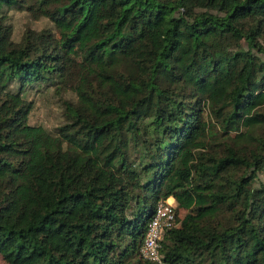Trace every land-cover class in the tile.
<instances>
[{
	"label": "trees",
	"instance_id": "1",
	"mask_svg": "<svg viewBox=\"0 0 264 264\" xmlns=\"http://www.w3.org/2000/svg\"><path fill=\"white\" fill-rule=\"evenodd\" d=\"M168 199L165 263L264 264V0H0L3 260L156 264Z\"/></svg>",
	"mask_w": 264,
	"mask_h": 264
},
{
	"label": "built area",
	"instance_id": "2",
	"mask_svg": "<svg viewBox=\"0 0 264 264\" xmlns=\"http://www.w3.org/2000/svg\"><path fill=\"white\" fill-rule=\"evenodd\" d=\"M171 200L168 199L157 205L141 249L143 259L156 264H167L163 261L160 250L165 234L175 227L177 221L176 206Z\"/></svg>",
	"mask_w": 264,
	"mask_h": 264
},
{
	"label": "rangeland",
	"instance_id": "3",
	"mask_svg": "<svg viewBox=\"0 0 264 264\" xmlns=\"http://www.w3.org/2000/svg\"><path fill=\"white\" fill-rule=\"evenodd\" d=\"M44 113V111H40V116ZM184 212H180L181 218L184 216ZM0 264H8L3 258L0 256Z\"/></svg>",
	"mask_w": 264,
	"mask_h": 264
},
{
	"label": "crops",
	"instance_id": "4",
	"mask_svg": "<svg viewBox=\"0 0 264 264\" xmlns=\"http://www.w3.org/2000/svg\"><path fill=\"white\" fill-rule=\"evenodd\" d=\"M171 201H172V202L175 204V202H174V200H173V199H172Z\"/></svg>",
	"mask_w": 264,
	"mask_h": 264
}]
</instances>
